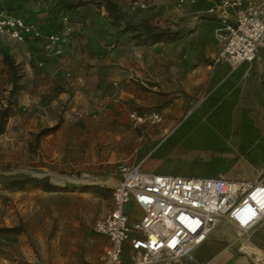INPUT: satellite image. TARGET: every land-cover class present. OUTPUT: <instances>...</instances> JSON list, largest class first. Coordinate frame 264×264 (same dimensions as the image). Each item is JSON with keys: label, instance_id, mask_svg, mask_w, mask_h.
<instances>
[{"label": "rangeland", "instance_id": "obj_1", "mask_svg": "<svg viewBox=\"0 0 264 264\" xmlns=\"http://www.w3.org/2000/svg\"><path fill=\"white\" fill-rule=\"evenodd\" d=\"M110 1L121 16L109 14L102 0H0V13L61 36L46 49L41 39L0 33V110L9 105L0 133V264H99L107 239L94 225L111 208L122 163L143 159L142 168L154 172L264 180V132L241 125L261 117L242 114L231 84L171 108L160 96L155 62L142 83L125 66L105 64L112 49L114 59H124L128 42L142 40L126 24L148 21L146 13L160 6ZM94 36L102 44L94 45ZM102 63L96 95L92 81L76 79L94 75L92 67ZM132 111H158L162 120L136 122ZM128 211L141 215L133 202ZM221 224L240 243L244 236L253 242L252 229L239 235L226 218L214 229Z\"/></svg>", "mask_w": 264, "mask_h": 264}, {"label": "built area", "instance_id": "obj_2", "mask_svg": "<svg viewBox=\"0 0 264 264\" xmlns=\"http://www.w3.org/2000/svg\"><path fill=\"white\" fill-rule=\"evenodd\" d=\"M196 1L175 0V5L181 8ZM132 5L146 6L139 1ZM210 11L218 12L221 23L222 45L214 60L234 70L256 59L264 45V0H215ZM0 33L18 41L41 39L46 49L61 41L58 33L4 13H0ZM129 115L140 123L162 120L158 111ZM142 162L118 166L111 208L94 225L107 239L99 264H126V251L129 264H180L223 218L237 227L239 235L264 223V180L159 173L144 170ZM130 202L140 210L139 217L128 211ZM238 250L252 264H264V249L248 236Z\"/></svg>", "mask_w": 264, "mask_h": 264}, {"label": "crops", "instance_id": "obj_3", "mask_svg": "<svg viewBox=\"0 0 264 264\" xmlns=\"http://www.w3.org/2000/svg\"><path fill=\"white\" fill-rule=\"evenodd\" d=\"M214 1L197 0L193 4L178 8L175 0H160L159 8L146 13L145 18L149 23L160 24V27H172L171 30L179 31L178 38L171 42L155 43L143 37L140 41L133 38L126 45L130 53L128 57L114 59L117 51L115 48L111 50L112 53H108L109 59L105 64L110 62L125 66L130 76L141 78L142 83V79L150 76V70L154 69L152 65L155 62L158 72L156 79L160 81V96L163 100L172 101L171 108L183 100L198 101L207 98L214 89L229 83L232 85L231 89H235L239 97H242L245 105L242 109L239 108L242 114L261 117L257 121L244 120L241 125L251 131L264 132V45L260 47L256 59L241 63L234 70H231L227 63L216 62L214 58L222 45V38L219 10L210 11ZM247 1L258 3L260 0ZM137 11H131L130 14L134 16ZM79 41L75 40L76 44ZM91 42L94 45L102 44L98 36H94ZM103 65L104 63L99 64V67H92L94 75L88 78L83 74L76 79L77 83L83 85L92 81L94 87L99 89L93 90L97 95L100 92L102 76L99 73ZM79 69L81 70V67ZM87 70L84 67L81 73ZM127 94L134 95L135 92L130 90ZM189 113L188 109L184 115ZM252 231L253 243L264 249L262 224L254 227ZM239 243L240 239L221 224L180 264H252L239 252Z\"/></svg>", "mask_w": 264, "mask_h": 264}, {"label": "trees", "instance_id": "obj_4", "mask_svg": "<svg viewBox=\"0 0 264 264\" xmlns=\"http://www.w3.org/2000/svg\"><path fill=\"white\" fill-rule=\"evenodd\" d=\"M101 5L104 6L105 10L109 14H116L115 17L121 16L119 10L116 8L117 5L113 3L110 0H102ZM132 28V31H138V34L140 37H145L148 39L151 43L165 41V42H171L178 38L179 31L171 30L170 28H163L159 27L157 25H154L152 23H149L147 21L142 22L141 24L137 25H129L126 24L125 29ZM5 60H9L8 56H4ZM8 64L13 68L12 62H8ZM15 79L12 77V82L15 85ZM9 110V105H6L0 110V133L2 132L1 126L3 124L4 118L7 116V112ZM26 180H34V179H26ZM16 184V183H12Z\"/></svg>", "mask_w": 264, "mask_h": 264}]
</instances>
